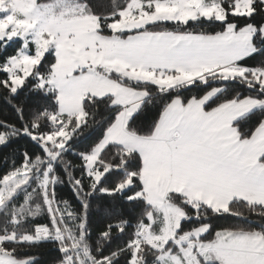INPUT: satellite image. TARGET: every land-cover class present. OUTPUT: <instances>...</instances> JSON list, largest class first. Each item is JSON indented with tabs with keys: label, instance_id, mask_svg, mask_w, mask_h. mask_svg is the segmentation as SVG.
I'll return each instance as SVG.
<instances>
[{
	"label": "snow or ice",
	"instance_id": "1",
	"mask_svg": "<svg viewBox=\"0 0 264 264\" xmlns=\"http://www.w3.org/2000/svg\"><path fill=\"white\" fill-rule=\"evenodd\" d=\"M0 264H264V0H0Z\"/></svg>",
	"mask_w": 264,
	"mask_h": 264
},
{
	"label": "trees",
	"instance_id": "2",
	"mask_svg": "<svg viewBox=\"0 0 264 264\" xmlns=\"http://www.w3.org/2000/svg\"><path fill=\"white\" fill-rule=\"evenodd\" d=\"M169 27H173L172 25H169ZM9 51H11V49H9ZM260 57H256L255 59L253 60H250L249 63L250 64H255L259 61ZM191 93L189 92H185L184 95H189ZM153 118V113H148L146 114L144 120H143V123H150L151 122V119ZM86 133H87V130H86ZM92 139H94V137H88V138H82L78 141V144H77V148L76 150L79 151L81 149H83L85 146H87L88 144H90L92 142ZM23 143V142H21ZM67 159L69 160H72L73 163H78V161L73 157V155L71 153H69L67 155ZM78 174V173H77ZM57 195L58 197L60 198H68V199H71V192L69 190V188L67 186H64V187H59L57 188ZM224 221H219V223H223ZM40 256H41V259L43 261H50L52 259V257L55 256V250L52 249L50 246H44V247H41L40 249H37L36 250Z\"/></svg>",
	"mask_w": 264,
	"mask_h": 264
}]
</instances>
